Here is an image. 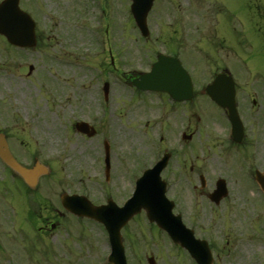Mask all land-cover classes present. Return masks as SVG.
Listing matches in <instances>:
<instances>
[{"label": "flooded vegetation", "instance_id": "flooded-vegetation-1", "mask_svg": "<svg viewBox=\"0 0 264 264\" xmlns=\"http://www.w3.org/2000/svg\"><path fill=\"white\" fill-rule=\"evenodd\" d=\"M105 2L110 6L115 3L127 4L129 8L134 3L133 0ZM136 2L142 3L140 0ZM156 4L161 5L160 12L155 11ZM152 10L156 15L155 21L152 20L160 25L157 40L160 41L161 52L172 57L174 63H180L185 69L183 73L190 78L192 84L193 92L190 98L177 101L165 91H141L134 87L133 81L138 79L140 72L145 69L122 64L130 49L120 44L117 33L113 43L106 49H98L96 54L98 59H103V62L94 68V76L96 69L98 71L96 78L98 84L95 86L98 105L104 100L108 108L112 107V101L116 100L115 95L118 94V87L129 89L131 103L136 102L144 106L152 103L159 105L152 121L158 122V130L162 134L159 140L162 156L169 154L170 158L164 172L171 170L173 163L176 162V169L179 170V173L175 172L178 175L177 183L187 182L197 189L194 180L199 179L202 174L195 173L196 167L192 158L193 156L196 158V153L193 145L196 139L198 145L206 144V135L213 138L211 143L215 151L223 146V152H242L251 167L264 169V159L259 154L260 147L264 151V0H154ZM201 10H207L208 13L206 38L199 33L201 28H205L200 17ZM38 15L37 11L36 21ZM128 17L134 22L133 16ZM58 36L50 34L48 37L50 46L52 48L59 46L58 49L49 51L41 49L45 36L37 25L35 47L12 50L19 54L47 53L45 56L50 57L60 67L80 69L78 74L80 82L78 77H75L76 84L78 88L80 86L83 89L87 88L90 85L87 77V50H72L65 43L62 44ZM202 39L207 41V48L201 47ZM0 40L7 44L4 37L0 36ZM194 50L199 51V55ZM93 51L97 52L96 49ZM182 57L189 63L190 69L182 63ZM2 65L0 63V69ZM179 67L178 65L177 68ZM220 74L225 75L228 87L234 89L235 105L243 126L241 143H237L233 137H228L229 110L217 106L205 91L206 86ZM176 81L182 86L185 85L183 77ZM204 107L210 111L208 117ZM155 110V107H150L152 116ZM100 114L98 106V111L93 115L80 118L94 127L89 129L94 133L92 137H88L87 134L81 135L86 142L96 138L101 141L105 136L103 127L110 120ZM200 130L205 131V136ZM34 132L35 128L14 131L11 128V120L0 118V137L5 138L10 152L27 168L33 167L36 160L45 162L37 152L36 145L40 142L35 138ZM222 133L224 138H221ZM24 135L26 138H22ZM108 135L113 137L112 130ZM108 135L106 139H102L101 146L105 142L108 143L113 153L114 140ZM213 146L209 144L211 150ZM205 150L203 147L202 151ZM123 168L126 170L120 173V178L130 180L135 172L129 175L127 169L130 168ZM104 174V167L100 162L95 169L94 185L83 186L80 181L79 185L75 184L73 189L67 191L70 194L86 196L94 205H102L103 182L111 184L112 180L118 178L115 165L112 166L109 178L104 177ZM55 179L52 174L42 176L35 185H31L0 158V251L4 264H80L85 256V262L88 257L96 258L95 262L87 264H98L96 248L98 241L93 235L92 227L95 226L100 231L102 227H98L93 220L72 214L70 216L73 218V224H65L64 218L67 214L56 206V197L66 191L58 193V183ZM205 183L207 184V181ZM115 189L118 190V187ZM114 193V189L108 192L109 195ZM10 212L19 215V224L1 223L4 219L7 223L13 222L10 219ZM100 242V246H104L102 236ZM17 243L20 245L17 246Z\"/></svg>", "mask_w": 264, "mask_h": 264}, {"label": "rangeland", "instance_id": "rangeland-1", "mask_svg": "<svg viewBox=\"0 0 264 264\" xmlns=\"http://www.w3.org/2000/svg\"><path fill=\"white\" fill-rule=\"evenodd\" d=\"M93 1L21 0L23 8L31 14L33 10H38L37 23L45 36V42L40 47L48 51L59 48L50 46V34L59 35L60 42L72 50L96 48L93 35L98 30V10L93 9ZM156 6L155 11L160 12L161 5ZM108 9L109 23L108 26L104 24L103 31L109 32V35L104 36L107 44L110 46L118 33L120 44L130 49L122 64L145 69L148 56H155L162 50L160 41L153 42L152 39L144 44L146 41L138 38V31L128 19L130 10L127 4L115 3L108 5ZM152 29L154 36L158 35L156 24ZM199 33L201 36L200 31ZM202 34L206 38L208 33ZM202 40L201 46L207 48V41ZM194 51L199 55V51ZM46 54H19L0 42V63L3 64L0 69V118L11 120V128L14 131L35 128V138L40 142L36 145L37 152L45 159L47 166L53 169L58 193L73 189L80 181L83 186L94 185L93 178L98 166L96 161L101 160L104 150L101 141L106 139L108 132L112 130L113 137L108 136L114 140L113 162L118 175L114 180L115 188L118 187V190L115 189V200L121 203L133 189L132 180L120 178V173L126 170L123 167L130 168L127 169L130 175L150 167L158 158L155 153L159 146L158 122L154 123L152 117L157 114L159 105L152 103L144 106L136 102L131 103L129 89L118 87L116 100L112 101V107L105 116L110 121L103 127V140L98 141L99 138H96L86 142L76 132L74 124L81 117L88 118L90 114L98 111L100 104L98 105L95 89L98 84V71L96 69L94 76V69L87 67L90 85L85 89L81 86L78 88L77 79L74 80V77H78L80 82L78 74L81 70L68 66L60 67L50 57L45 56ZM87 60L93 65L103 62L102 58L94 59L92 55L88 56ZM182 60L190 69L184 57ZM200 60L203 63L202 58ZM30 66H34V71L28 74ZM40 75L42 76L39 78ZM150 107L156 108L153 116ZM204 111L208 117L210 111L206 107ZM200 131L205 136V131ZM222 135L223 137L219 136L224 138V133ZM205 137L206 144L198 145L197 139L195 140L193 147L196 158H192L196 167L195 173L202 174L207 180L203 192L200 190L199 179L194 180L195 186L200 190L194 198L187 190L185 182L177 183L178 175L175 172L179 173V170L174 162L171 170L163 173L167 178L164 175L163 177L170 184L168 194L180 201L179 211H182L185 223L195 230L196 236L210 243L214 256L213 264H264V194L244 175L242 166L235 163L234 160L237 159L242 164L241 157L235 158L232 152H223V146L215 151L211 143L213 138L207 135ZM22 138H26L25 135ZM209 144L213 146V150L209 148ZM203 147L206 153L202 151ZM260 148L259 154L264 159V151ZM221 177L226 178L229 195L216 205L209 200L208 194L214 190L216 181ZM103 187L106 191L111 188L106 184ZM58 201L59 196L56 197V206L59 205ZM66 224L71 223L67 220ZM153 227L155 226H150L142 216L129 225L127 236L130 238V244L126 243L129 264H148V258L151 256L155 257L156 264H196L188 252L178 248L164 232ZM92 229L94 237L98 241L101 240V231L95 226ZM99 244L100 242L98 246ZM19 245L17 243V246ZM100 252L101 250V258ZM85 257L80 264L94 261L92 257L85 262Z\"/></svg>", "mask_w": 264, "mask_h": 264}, {"label": "water", "instance_id": "water-1", "mask_svg": "<svg viewBox=\"0 0 264 264\" xmlns=\"http://www.w3.org/2000/svg\"><path fill=\"white\" fill-rule=\"evenodd\" d=\"M146 7H148V5ZM141 10L143 16L142 13L136 15L137 23L141 30L146 33V9L143 8ZM0 34L5 35L7 39L15 45L32 46L34 44V22L27 13L19 8V0H5L0 5ZM162 73V59H160L152 72L143 77L140 83L137 82V86L141 89H162L164 86ZM208 94L220 106L231 107L230 104L232 103L233 98L229 93L223 77L220 76L215 83L208 88ZM233 119L236 120V117L233 116ZM78 129L83 132L85 131V127L81 125L78 126ZM0 155L11 167L21 173L24 177H30L32 171L20 166L7 150L0 151ZM161 168L162 164L159 169ZM38 169V172H33L34 175H41V173L46 171L43 167H39ZM158 174L159 171H157L156 175ZM148 178L140 184L135 197L123 208H117L114 205H110L108 207L89 210L87 206H84L75 198L71 199L73 204L70 205V201L66 202L65 199V205L68 208L71 207L74 209L78 214H86L103 222L109 230L114 233V237L117 233V242L120 241L118 234L121 227L135 214L140 212L142 208H145L148 212L149 219L151 221H156L159 227L167 230L174 242L181 243L184 247L189 249L199 264H212V257L207 242L196 240L193 232L187 230L181 224V221L172 215L171 207L167 206L163 187L160 188L157 182H155V185L157 186L153 185V175H148ZM259 180L261 181L260 178ZM225 195V184L221 183L219 185V192L211 198L214 201L219 202ZM115 245L119 248L116 250L113 262L115 264H127L122 253L123 251H121V243H115ZM150 262L151 264H154L153 259H150Z\"/></svg>", "mask_w": 264, "mask_h": 264}]
</instances>
